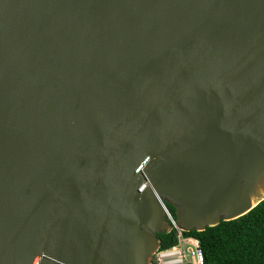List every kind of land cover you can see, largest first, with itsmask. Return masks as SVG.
<instances>
[{
	"label": "water",
	"instance_id": "water-1",
	"mask_svg": "<svg viewBox=\"0 0 264 264\" xmlns=\"http://www.w3.org/2000/svg\"><path fill=\"white\" fill-rule=\"evenodd\" d=\"M264 199V0H0V264H154L157 233Z\"/></svg>",
	"mask_w": 264,
	"mask_h": 264
},
{
	"label": "trees",
	"instance_id": "trees-1",
	"mask_svg": "<svg viewBox=\"0 0 264 264\" xmlns=\"http://www.w3.org/2000/svg\"><path fill=\"white\" fill-rule=\"evenodd\" d=\"M164 203L175 219L174 207L167 201ZM183 234L198 240L203 264H264V199L236 218ZM156 235L161 247L176 243L172 228Z\"/></svg>",
	"mask_w": 264,
	"mask_h": 264
},
{
	"label": "built area",
	"instance_id": "built-area-1",
	"mask_svg": "<svg viewBox=\"0 0 264 264\" xmlns=\"http://www.w3.org/2000/svg\"><path fill=\"white\" fill-rule=\"evenodd\" d=\"M165 215L176 234V243L161 247L160 245L153 252L151 261L154 264H203V255L198 240L190 235H184L174 217L165 207Z\"/></svg>",
	"mask_w": 264,
	"mask_h": 264
},
{
	"label": "clouds",
	"instance_id": "clouds-1",
	"mask_svg": "<svg viewBox=\"0 0 264 264\" xmlns=\"http://www.w3.org/2000/svg\"><path fill=\"white\" fill-rule=\"evenodd\" d=\"M167 208V207H166ZM168 209V208H167ZM168 220V219H167ZM170 223V222H169ZM177 224V223H176Z\"/></svg>",
	"mask_w": 264,
	"mask_h": 264
}]
</instances>
